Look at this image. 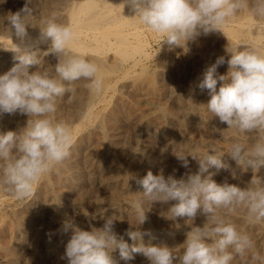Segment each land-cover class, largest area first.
Masks as SVG:
<instances>
[{"label": "clouds", "instance_id": "9594fccd", "mask_svg": "<svg viewBox=\"0 0 264 264\" xmlns=\"http://www.w3.org/2000/svg\"><path fill=\"white\" fill-rule=\"evenodd\" d=\"M30 3L27 0L23 9L7 18L18 38L13 51L17 63L0 75V115L19 112L29 117L19 134H0V187L10 190L17 199L30 197L34 185L70 155L74 143L71 128L54 119L58 99L74 91L68 85L83 79L91 93L99 95L103 90L98 66L82 56L69 54L68 46L74 37L70 26L57 23L55 18L47 19L39 40L31 41L26 23V17L32 15ZM125 4L134 13L133 18L163 37L160 45L166 43L185 50L187 43L201 33L223 32L229 19L248 7V0H125ZM250 11L254 17L264 18V0H255ZM49 41L48 51L58 56L54 71L30 73V66L40 65L33 49ZM227 52V74H217L218 67L226 62L221 56L206 68L197 85L202 91L208 90L206 109L227 124V129L242 133L264 131V54L246 46H234ZM228 154L237 165L260 170L264 167V139L250 149L234 142ZM175 155L185 168L189 165L187 157L191 156L198 162V171L179 180L149 171L137 183L150 202H177L167 211L169 219L188 217L192 221L198 213L207 217L203 227H193L186 234L183 254H174L167 246L145 245L143 236L151 233L139 230L126 232L132 241L138 242L129 245L114 231L115 219L111 217L102 228L93 227L91 231L74 227L70 221L63 224L64 232L73 229L65 250L68 264H118L112 255L117 250L126 264L135 258L134 254H142L150 264H232L234 255H245L252 241L236 229L227 215L243 207L249 219L264 220V180L255 176L248 187L241 188L226 181L218 184L210 175L205 177L210 167H228L222 159L224 153L215 149ZM221 209L226 213L224 218L218 215ZM145 213L143 204L137 203L138 225L145 223Z\"/></svg>", "mask_w": 264, "mask_h": 264}, {"label": "bare ground", "instance_id": "6f19581e", "mask_svg": "<svg viewBox=\"0 0 264 264\" xmlns=\"http://www.w3.org/2000/svg\"><path fill=\"white\" fill-rule=\"evenodd\" d=\"M63 1L65 2V0H63ZM47 2L49 5L52 3H56V0H47ZM252 3H253V1L250 2V4H252ZM56 4H58V3H56ZM56 4H54V6ZM48 12H49V10H48ZM2 13L4 14V12H2ZM133 16H134V13H132L130 11L129 7L125 4V0H79V1L69 0V1H67V3H65L64 7L61 9L60 12L59 11L55 12V13L52 12V15H51L52 18H55L56 21L57 20L62 21L61 23L64 22L65 26L66 25L70 26L73 33H74V37L68 46V52L70 55H77V54H79L78 52H84L85 53V51H90V53H92V52L94 53V54L92 53L93 57H91L92 59L90 62H94L98 66V69H99L98 75H100L103 78V90L99 95H96V94L92 95L91 94L92 98H90V99L86 98L87 100H90V101L87 102L88 103L86 106L87 109L84 108L86 112L84 114L82 113V115H83L82 117H79L81 120L80 124H78V125L76 124V126L70 127L72 134H73V137H74V143L71 147L69 157L62 164L57 165L56 167L52 168L51 171L46 173L41 178V180L36 185H34L33 194L30 197H28L26 199H17L18 200L17 204L12 202L13 199L10 200L11 202H9V199H8V201H6V199L0 198V264H64V262H62L61 259L59 260V258L63 254V252L66 250V245H67L68 241L70 240V238L73 234V229L70 228L67 232H64L63 231V224L66 221H70L74 225V227H79L80 229L87 231L86 230L87 222L84 223V221L88 217L87 216L88 214L81 213V210H78V207L82 208L81 205H78L80 199L82 201L85 200L83 197H84L85 191H86V189H85L86 182H88L90 185H92L91 188L94 187L98 192H103L106 190L107 192L110 193L111 198L114 200V203H115L114 209L111 211L114 218H117V217H115V215H117V214L118 215L119 214L120 215L121 214L128 215L130 217L129 219H132L131 223H133L132 221H134L135 226H136V225H138V222L136 220V215H135V205L137 203L143 204V208L146 211L145 214H146L147 219H146L144 224L138 225V226L141 228L142 233L143 232H150L151 233V235H144L143 236V242L145 243V245L152 244V245H156V246H160V245L162 246L164 244L172 242V243L177 245V248H175V250L177 249L176 250L177 252L176 253L174 252V253L177 255H182L183 251H184L183 244L185 243V240H186V234L189 231H191V229L193 227H197V226L203 227V225L207 222V217L205 215L200 214V213H198L197 217L192 221L189 220L188 217H178L175 220L169 219L170 217H169V213L167 211L173 204L177 203L176 201H170L168 204H164V203L159 202L158 203L159 205L158 206L156 205V207H159L157 211H156V209H154V210L150 209V207H148L149 202L147 203L146 202L147 199L143 196V188L141 187V185H139L137 183L138 179H142L144 176L147 175V173L150 170V167L147 166V167H149V169L147 171V168L145 165H139L140 164L139 160H137L139 163L136 161L138 163L137 165L136 164H130L131 163L130 161H126L128 163L130 162L129 165L126 162L124 164H127V165H122L118 161V157L120 158L119 155L122 154V152H120V150L118 148L119 144L117 146V143L115 141H111L108 138V133H109L108 130H110L109 129L110 127L109 128H107V127L110 124H109V122H106V123H108V125H106L105 120H104V117L106 115H104V117H103V113H104L103 111L106 110L107 92L109 91V89H111V87L116 85V84H114L113 86H111L110 82L108 81V78L110 77V75L117 73V71H120L122 69V67H124V65L127 63H128L127 65L129 66V68L124 67V72L129 73L130 70L134 69L137 66V64H140L139 62L142 61L141 59L139 60V58H137L138 56H140V57L144 56L143 58L147 59V57L150 54L149 52H146V50H145L146 44H144V40H143L144 39L143 38V28H145V26H143L138 21V19L133 18ZM3 17H4V15H3ZM32 17L33 16H31V15L26 17V23H29V25L31 24V27H33L34 22H35ZM246 17L250 18L249 16H246ZM239 20H240V18H239ZM7 21L4 20L2 18V16L0 15V23H3L6 26H9V25H7ZM245 21H247V20H245ZM237 22H239V21H237ZM1 28H3V27H1ZM38 28H40V26ZM225 29H227L228 35L232 39H239L241 37H246V36L253 37L255 42L259 43L260 45L258 46L254 43L253 45H251V47H255L261 54H264V47L261 46V43H264V29H263V27L262 28L258 27V24H255V22H253L252 19H250L246 25L241 23L238 25V27H234V28L225 27L224 31H225ZM34 31H35V29H34ZM224 31H223V33H224ZM229 36H228V38H229ZM37 37H29V38L31 39L32 42H36L39 40V38H37ZM11 39L12 40L9 43L13 46H16V43H18V38H16V39L11 38ZM1 40H3V39L1 38L0 42H1ZM251 40H252V38H251ZM243 43H245V42H243ZM2 44L4 45L3 42H2ZM5 44H7V43H5ZM107 51L113 52L110 61H108L109 59L107 58L108 57ZM108 53H111V52H108ZM48 55H50L53 58L55 57L56 58V59L54 58L55 62H56V64L58 63L57 54L48 51ZM79 55H81V54H79ZM82 57H84V56H82ZM48 58H50V57H48ZM4 60L5 59L2 58V61H1V58H0V72L2 71V69L4 67L3 64H5V63H2V62H4ZM52 62H53V60H52ZM205 63H206V61H205ZM43 64H45V63H43ZM49 64H51V63H49ZM142 65L143 64H141V66ZM205 65H204V67H205ZM140 69H143V68L140 67ZM155 72H156V70H155ZM169 74H170V72H169ZM176 74L173 73V75H176ZM125 76H128V75L126 74ZM109 79L111 80V78H109ZM165 79H167V78H165ZM173 83H172V85H173ZM151 84L153 85V83H151ZM177 92H179V90ZM175 94H177V93H175ZM149 95H150V93H149ZM179 95H180V93H179ZM187 97H188V95H187ZM153 98H154V95H153ZM136 99H137V97H136ZM58 102H61V101H58ZM103 103L105 104V106L102 105L101 107H99V105H101ZM167 110H170V109H165V108H163V106L162 107H155L153 109V113L151 114V116L146 117L144 119L142 117V121L140 123L141 127L144 125L147 126L149 124H151V126H153L152 123H157V126H156L157 132L163 138H165V144H166L167 148L174 151L175 154H178L180 152L191 153V152L197 151V150L200 153H204V152H207L211 149H215L218 152L224 153V156L222 157V159H223L224 163L226 165H228V167L222 168L219 170H217L214 166L210 167L208 169V172L204 173L205 177L210 175L211 179L213 180L211 171H213V170H216L218 172L226 171L228 173V176L233 179L232 183L235 182V185H238L241 188L248 187L250 181L255 176H259L262 180H264V167H262L260 170H255V171H253L250 167L245 169L242 166L237 165V163L230 157V155L228 154L230 147L225 146L224 144H220V143H224V142H217L212 138L211 139L210 138H200V137H203V136H201L202 134L200 135L199 138L196 137L197 134H195L193 123L200 121V120H203V117H202V114L200 115V113H197V111L194 110L191 106H184V107H181L179 109L180 115L182 116V118L178 115L170 114ZM80 113H81V111H80ZM17 115L16 114H7V113L0 115V134H4L8 131H14L17 134L22 132V130L26 127L27 123H24V119H20L21 117L17 118ZM56 115L58 116V114H56ZM73 115H74V113H73ZM20 116H22V115H20ZM62 116H63V114H62ZM14 117H16L17 119ZM66 118H67V116L65 117V119ZM74 118H76V117H74ZM28 120L29 119H27L25 121H28ZM109 120H107V121H109ZM57 121H58V119H57ZM59 121L64 122L65 120L63 121V119H61V117H59ZM114 121H115V119H114ZM69 122H71V121H69ZM206 126H208V125H205V127ZM82 127H83V129L81 130ZM111 127L113 129V125ZM198 128H199V126H198ZM147 129L149 130L148 127H147ZM202 131H204L203 128H202ZM139 133H140V131H139ZM78 134H81V136L78 137L79 136ZM258 134H260V133H258ZM110 135H111V137H113L116 134L114 133V135H112V134H110ZM234 136L237 139H238V137L240 138V136H238V135H234ZM117 137H118V135H117ZM257 137L259 138V140L264 139L263 134L257 135ZM152 139L154 140V138H152ZM217 140H219V139H217ZM259 140H257V141H259ZM128 142L129 141H127L126 143L129 144L130 142L129 143ZM239 142H241V141H239ZM134 145H135V143H134ZM161 145L163 146V144H161ZM244 145L246 148H249V149L252 147L251 143L249 144L251 147L249 145H246L245 143H244ZM132 148L130 150H132ZM137 152H139V151H137ZM149 153H151V151ZM170 153H171V151H170ZM174 153H172V154H174ZM137 154H140V158L144 159L145 163L151 162V164H155V165L158 164L157 157L159 155H156L157 157L154 156L157 153H155L154 155L152 153L150 155H146V153H137ZM137 154H136V156H139ZM134 155H133V157H135ZM125 157L127 158V156H125ZM190 158H192V157L191 156L187 157L188 161L190 160ZM122 159H124L123 156H122ZM173 160H175V159H173ZM159 161H161V159H159ZM177 162L182 166L181 161L178 160ZM108 163H110V164H108ZM165 164H167V162H165ZM160 165L162 166V164H159V167H160ZM168 165H170V164H168ZM189 165H190V161H189ZM189 165L185 169L187 171H189L190 174H194L198 171V168L195 171H191ZM167 167H165V168H167ZM192 167H193V165H192ZM161 168L164 169L163 167H161ZM107 169H108L110 178H106L107 179V181H106V180H104L105 178L103 177V176H106L103 171L107 170ZM152 169H154V168H152ZM158 169H160V168H158ZM194 169H195V167H194ZM170 170L173 171L172 169H170ZM155 171H157V170H155ZM155 171H153V172H155ZM159 171L160 170H158V172ZM164 171L166 172V175H164V177L166 179L168 176H172L173 178L176 179V176H174L173 173H171V172L168 173L169 170L166 171V169H164ZM102 172L104 173V175L102 174ZM151 172H152V170H151ZM173 172L175 174L176 171H173ZM156 174H158V173H156ZM190 174H188V175H190ZM102 178H104V179H102ZM219 178L220 177H218V179ZM218 179H215V180L217 181ZM225 179H227V178L225 177ZM229 180H231V179H229ZM230 182H229V184H230ZM119 186L121 187V190L118 189ZM91 188L90 189L87 188V189L91 190ZM95 189L92 191L93 193H94ZM89 190L86 192V194L89 192ZM78 192L80 194V197L78 196L79 198H77V196H76V194ZM74 194L76 196V199L74 197ZM97 194H99V193H97ZM0 195H1V193H0ZM102 195H104V194L102 193ZM97 196L99 197V195H97ZM104 196H106V195H104ZM111 198H109V199H111ZM152 203L153 202H151V204ZM153 204L155 205L156 203L154 202ZM110 207H111V205H110ZM112 207H113V205H112ZM218 215L221 218H224L226 216V213L223 209H221V210H218ZM118 219L120 220L121 218L118 217ZM227 219H229L235 226L236 225L238 226L237 227L238 231L249 232V234L252 232L255 234V238H256V242H255L256 244H254V242H253L252 247L245 253L244 256L236 257L234 255V259L232 261V264H242L243 262L247 261L248 259L252 260V262H254L255 264H258V263H256L258 259L257 260L253 259L254 256L259 257V256H257L258 253L261 256V258H259L260 259L259 264H264V220L256 221L253 219H249V217H248V215H247V213L243 207L237 208L233 213H231L230 215H227ZM126 221H127V219H126ZM118 223H120V222H118ZM118 228L119 227L117 226V224H115L114 225V231L117 233L118 237L123 236L125 241H127L128 243H131V245H132L134 241H132L126 235V233L121 232L122 229L119 230ZM7 231L11 232L13 234L12 238L9 237L11 240V243H9L10 241L6 238L5 234ZM245 235H246V233H245ZM250 235H249V238H251ZM6 239H7V241H6ZM2 240H5L6 242L3 241L4 243H1ZM61 240H62V242H61ZM134 243H138V242H134ZM21 251H28L29 253L25 254ZM61 251H63V252H61ZM112 255H113L114 259H116V260L120 259L118 250L116 252H114ZM250 262L251 261H249V264H250ZM148 263L150 264V262H148ZM134 264H136V263H134ZM138 264H140V263H138ZM174 264H176V261H174Z\"/></svg>", "mask_w": 264, "mask_h": 264}, {"label": "rangeland", "instance_id": "374dc122", "mask_svg": "<svg viewBox=\"0 0 264 264\" xmlns=\"http://www.w3.org/2000/svg\"><path fill=\"white\" fill-rule=\"evenodd\" d=\"M67 1H69V0H65V2L63 0L62 1L56 0V3H58V4L52 3V4L48 5L47 0H31V3L28 4V7L31 8V10H32L31 16H33L32 18L35 22H34L33 27H31V24L29 25V23H27V25H29V26H27L28 37H37L38 36L37 38H39L40 37V29H41V27L42 28L44 27V21L52 18L51 17L52 12H54V13L58 12V11L60 12L61 9L64 7L65 3H67ZM71 1H79V0H71ZM251 1H253L252 4H254L255 0H248V7L249 8L246 7L244 9L240 10L234 17L229 19V21L226 23L224 28L225 27H227V28L238 27V25L241 23L246 25L248 23V21L250 19H252V21L255 22V24H258V27H260V28L263 27V29H264V18L254 17L250 11L251 7L253 6L252 4H250ZM26 2H27V0H0V15L2 16V18L4 20L7 21L8 16H10L11 14L17 13L21 9H23L25 7ZM54 4H56V5L54 6ZM48 10H49V12H48ZM2 12H4V14ZM3 15H4V17H3ZM246 16H249L250 18H248ZM239 18H240V20H239ZM245 20H247V21H245ZM237 21H239L240 23ZM56 22L60 23L62 25H65V23L64 22H63L64 24L61 23L62 21H60V20H57ZM7 25H9L8 21H7ZM39 26H40V28H38ZM1 27H3V28H1ZM224 28H223V31H224ZM34 29H35V31H34ZM228 36L229 35L227 32V29H225L224 33L220 32V31L213 32V33H210L208 35H204L203 33H201V35L196 37L194 40L189 41L187 43V49L188 50L187 49L184 50L181 47L169 46L166 43H163L162 45H160L163 37L160 34L155 33L153 31H151L150 29H147L146 27L143 28V38H144L143 40H144V44H146L145 50H146V52L150 53L149 56L147 57V59L143 58L144 56H141V57L138 56L137 58H139V60L141 59L142 61H140L139 62L140 64H137V66L134 69H132L133 71L128 70L129 73L124 72V67L129 68V66L127 65L128 63H127L124 65V67H122V69L120 71H117V73L110 75L109 78H111V80L108 78V81L110 82L111 86H113L114 84H116V85L111 87V89H109V91L107 92L106 110L103 111L104 112L103 117H104V115H106L105 116L106 118L104 117L105 123L109 122V124H110V125H108V123H106V125H108L107 128L110 127L109 128L110 130H108L109 133L107 132L109 140L115 141L117 143V146L119 144L118 148H119L120 152H122V154L119 155L120 158L118 157V161L122 165H127V164L129 165L130 162H131L130 164H136L137 165L140 162L139 165H145L147 168V171L150 167L149 171L152 170L153 175H155L156 173H158V174L162 173L163 175H166V172L164 171V169H166V171L169 170L168 173L169 172L173 173V175L176 176L177 180H179L180 178L186 179L187 175L190 174V172L187 171L185 169V167H182L177 162L178 159H177L174 151L167 148V146L165 144V138H163L156 130L157 129V127H156L157 123H152L153 126H151V124H149L150 126L144 125L141 127L140 123L142 121V117L144 119L146 117L151 116V114L153 113V109L155 107H162L163 106V108H165V109H170V110H167L170 114L178 115L182 118V116L180 115L179 109L181 107H184V106H191L194 110L197 111V113H200V115L202 114V117L204 120V121L200 120V121L193 123L195 134H197L196 137L199 138L200 135L202 134L201 136H203V137H200V138H210V139L212 138L217 142H224V143H220V144H224L225 146H228V147H230L231 144H233L234 142H237V141L238 142L241 141L240 143H243V144L245 143L246 145H249L251 143V146H253L257 142V140H259L257 135L263 134V137H264V131H260V132L254 131V132H250V133H242L236 129H233V130L227 129L228 128L227 124L220 122L218 117H213L212 114L209 113L206 109V104H207L208 100L210 99L208 92H207L208 90L205 89L202 91L197 86L198 83L200 82V80L202 79L201 77H203V73L206 70V68L211 66L212 64H214L216 62V60L221 56H223L225 58L226 62L223 65L218 67L217 74L218 75H226L227 74V72H228L227 60L230 58V54L227 52V49L230 50L234 46L251 47V45H253L254 43L258 46L260 45L259 43H256L255 40L253 39V37H251V36L250 37L252 38V40L249 36H246L247 38L241 37L239 39H232L230 36L228 38ZM10 37L13 39L17 38L14 34V30H12L10 28V25L6 26L5 24L0 23V39L1 38L3 39L0 42V58H1V61H2V58L5 59L4 62H2L5 64H3L4 67H3L2 71L0 72L1 75L6 73L15 63H17V61L14 60V57L16 54L13 52L16 50V46H13L9 43L12 40ZM2 42L4 43V45L2 44ZM243 42H245V43H243ZM5 43H7V44H5ZM261 46L264 47V43H261ZM49 48H50V41L48 43H41V44L36 45V47L33 50L36 51V53H37V58L40 60V65L31 66L30 67L31 69L29 68L30 73H32L33 71L35 72L36 70H41V69H42L41 71H45L46 68H47L46 70H48V71H54L53 67L56 64V62H55L56 58L54 57L55 58L54 59L53 57L48 55ZM108 52H111V53H108ZM78 53L81 55L83 54L82 56H84V58L87 59L88 61H91V59H92L91 57H93V54H94L93 52H92L93 54L90 53V51H85L86 54L84 52H78ZM112 53H113L112 51H107V56H108L107 58L109 59V60L107 59L108 61H110V59L112 57ZM79 54H77V55L81 56ZM48 57H50V58H48ZM52 60H53V62H52ZM205 61H206V63H205ZM43 63H45V64H43ZM49 63H51V64H49ZM141 64H143V65L141 66ZM204 65H205V67H204ZM140 67L143 68L144 70L140 69ZM155 70H156V72H155ZM169 72H170V74H169ZM173 73L174 74L177 73V74L173 75ZM126 74L128 76H125ZM164 77L167 79H165ZM87 83H88L87 81L81 79L79 81L72 83L71 85H68V87H71L72 89H74V91L70 92V93L66 92V94L62 98L58 99V101H61V102L57 101V112L54 114L55 120L58 119V121H59V117H61V119H63V121L64 120L66 121V122L65 121L64 122L67 123L69 125V127H72V126L74 127V126H76V124L77 125L80 124L81 120L79 117H82L83 116L82 113L84 114L86 112L85 109H87V107H86L88 104L87 102L90 101L87 99L92 98V95H93V93H91L89 91V89L85 86ZM151 83H153L154 86ZM172 83H173V85H172ZM67 84H68V82H65L66 86H67ZM218 87H219V82H218ZM178 90H179V92H177ZM149 93L151 96L149 95ZM175 93H177V94H175ZM179 93H180V95H179ZM153 95H154V98H153ZM187 95H188V97H187ZM136 97H137V99H136ZM102 105L105 106V104L103 103V104L99 105V107H101ZM80 111H81V113H80ZM18 113L19 112L15 113V114L17 115ZM73 113H74V115H73ZM56 114H58L59 117ZM62 114H63V116H62ZM20 115H22V116H20ZM64 116L65 117L67 116L68 119L67 118L65 119ZM74 117H76V118H74ZM14 118H16V117H14ZM17 118L24 119V123H27V121H25V120L29 119L28 116H26L25 114H21V113H19L17 115ZM114 119H115V121H114ZM107 120H109V121H107ZM69 121H71V122H69ZM112 125H113V129L111 127ZM205 125H208V126L205 127ZM198 126H199V128H198ZM147 127L149 128V130L147 129ZM202 128L204 131H202ZM82 129H83V127L81 128V130ZM139 131H140V133H139ZM114 133L116 135L111 137L110 134L114 135ZM258 133H260V134H258ZM78 135H79L78 137L81 136V134H78ZM117 135H118V137H117ZM234 135L240 136V138L238 137L239 140L237 138H235ZM152 138H154V140ZM217 139H219V140H217ZM127 141L130 142V143L128 142L130 145L126 143ZM134 143H135V145H134ZM161 144H163V146ZM138 145L139 146L141 145L140 146L141 148ZM130 147L131 148L133 147L132 148L133 151L130 150L131 149ZM137 151H139V152H137ZM150 151L153 155L155 153H157L154 155L155 157H157L156 155H159L157 157V161H158L157 165L151 164V162L145 163V160L140 158V154H137V153H146V155H150L151 154V153H149ZM170 151H171V153H170ZM172 153H174V154H172ZM136 154L139 156H136ZM133 155L135 157H133ZM122 156L124 159H122ZM125 156H127V158ZM159 159H161V161H159ZM173 159H175V160H173ZM137 160H139V162ZM126 161H130V162L128 163ZM189 161H190L189 166H190L191 171H195L198 168V164H197L198 162L196 160H194L193 158H190ZM125 162L127 164H124ZM165 162H167V164H165ZM108 164H110V163H108ZM159 164H162V166L160 165V167H159ZM168 164H170V165H168ZM192 165H193V167H192ZM147 166H149V167H147ZM151 167L154 169H152ZM161 167H163L164 169H162ZM165 167H167V168H165ZM194 167H195V169H194ZM158 168H160V169H158ZM108 169L103 171L106 176H103L104 173L102 172V174H103L102 176L105 178V179L104 178H102V179H104L106 181H107L106 178H110ZM170 169H172L173 171H176L175 174ZM155 170H157V171H155ZM158 170H160V171L158 172ZM153 171H155L156 173ZM158 174H156V175H158ZM211 174H212L213 180L218 179V177H220L217 180L218 182L215 180V182L218 184H222L225 181L227 183H229L231 181L230 182V184H231L233 181V179L228 176V173L226 171L218 172L216 170H213V171H211ZM225 177L227 179H225ZM229 179H231V180H229ZM233 183L235 184V182H233ZM91 187H92V185H90L88 182H86V187H85L86 191H85V195L83 197L85 200L82 201L80 199V201L78 203V205H81L83 208L82 209V208L78 207V210H81V213L88 214L87 215L88 217L86 218V220L84 219L85 220L84 223L87 222V226H86L87 231H91L92 227L102 228L104 223L106 222V220L113 216L111 211L114 209V204H115L114 200L111 198V195L109 192H107L106 190H105L106 192L105 191L98 192L94 187L93 188H91ZM87 188H89V189L91 188V190H89ZM94 189H95V191H94L95 194L92 192ZM118 189L121 190V187L119 186ZM88 190H89V192L86 194V192ZM0 193H1L0 198H4V199H6V201H8V199H9V202H11L10 200L13 199V201H12L13 203H15V204L18 203L17 198L15 197V195L10 190H6L4 187L3 188L0 187ZM97 193H99V194H97ZM102 193L106 196L102 195ZM75 194H74L75 199H76V196H77V198L80 197L79 192L77 193L78 195L76 194V196H75ZM97 195H99V197ZM109 198H111V199H109ZM146 202L147 203L149 202L148 207H150V209H153V210L156 209V211L158 210L159 207H156V205L158 206L159 202H155L156 203L155 205L153 204L154 202L151 204V202L149 200H146ZM110 205H111V207H110ZM112 205H113V207H112ZM117 215H115V217H117V218H114V216L112 218L115 219L114 225L117 224V226L119 227L118 229L123 230V231L121 230V232L126 233L127 231H136V230L141 231V228L138 225L135 226L134 221H132L133 223H131L132 219H129L130 217L128 215H123V214H121V215L119 214L118 216ZM118 217L121 218L120 219L121 221L118 219ZM126 219H127V221H126ZM118 222H120L121 224ZM235 227H236V229H238L237 225ZM239 232L242 234L246 233V235L249 234V232H245V231H239ZM250 234L249 235L251 237L250 239L252 241V244H253V242H254V244H256L255 243L256 242L255 234L252 232ZM5 235H6V238L10 241V242L9 241L8 242L11 243L10 238L13 237V234L11 232L7 231ZM249 235H248V237H249ZM7 239H6V241H7ZM3 241L6 242L5 240H2L1 243H4ZM61 242H62V240H61ZM129 245H131V243H129ZM162 246H167L169 249H171L173 251V253L177 252L176 251L177 249L175 250V248H177V245L172 243V242H169V243L164 244ZM21 252H23L25 254L29 253L28 251H21ZM61 252H63V251H61ZM61 256H60L59 260L61 259V261L64 262V264H67L68 261L65 258V251L63 252V254ZM235 256L239 257V255H235ZM257 256H259V258H261L259 253L257 254ZM134 257L135 258L133 260L127 262V264H134V263H136V264H138V263L147 264L148 262H150L142 254H134ZM240 257H242V256H240ZM119 260L120 259H118L117 261H119ZM259 260L260 259H258L256 263L259 264L260 263ZM249 261H251L250 264H252V263L255 264L250 259H248L247 261H245L243 263L241 262V263L242 264H247V263L249 264ZM122 263L126 264V262L123 260H120L118 262V264H122Z\"/></svg>", "mask_w": 264, "mask_h": 264}]
</instances>
